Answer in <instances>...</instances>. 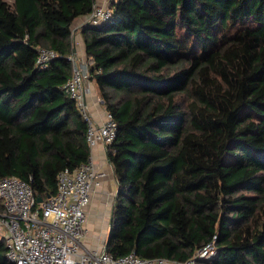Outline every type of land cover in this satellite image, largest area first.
<instances>
[{"label": "trees", "instance_id": "16d2710c", "mask_svg": "<svg viewBox=\"0 0 264 264\" xmlns=\"http://www.w3.org/2000/svg\"><path fill=\"white\" fill-rule=\"evenodd\" d=\"M94 0H0V179L42 202L86 163L64 85L73 22ZM84 25L89 79L117 123L108 254L264 264V0H118ZM37 48L56 52L36 65ZM2 203L0 202V211ZM0 264H12L0 240Z\"/></svg>", "mask_w": 264, "mask_h": 264}, {"label": "built area", "instance_id": "2783aa9c", "mask_svg": "<svg viewBox=\"0 0 264 264\" xmlns=\"http://www.w3.org/2000/svg\"><path fill=\"white\" fill-rule=\"evenodd\" d=\"M115 1L118 0H94L91 11L84 16V25L105 23L111 16L110 4ZM56 57L51 49L37 48L36 65L45 67ZM68 60L72 75L64 85L65 92L87 122L89 148L100 144L107 155L116 138L117 123L107 110L100 124L93 121L85 103L89 62L74 51ZM102 177L90 155L79 167L59 172L56 194L41 203L25 181L14 176L0 179V240L4 242L8 261L12 264H179L165 259H142L133 252L115 257L106 252L105 244L96 247L85 244V208ZM213 248L212 242L207 244L185 264L212 257Z\"/></svg>", "mask_w": 264, "mask_h": 264}, {"label": "crops", "instance_id": "0c3cea01", "mask_svg": "<svg viewBox=\"0 0 264 264\" xmlns=\"http://www.w3.org/2000/svg\"><path fill=\"white\" fill-rule=\"evenodd\" d=\"M84 19V16L79 17L72 24L73 51L81 59H86L82 38ZM86 89L85 103L88 112L93 121L96 124H100L105 112L103 101L99 98L100 96L95 83L90 79L86 82ZM90 155L95 168L103 173V177L99 179V185L93 189L90 203L85 208L87 219L84 226L86 231L84 242L88 246L96 247L102 246L106 242L117 185L111 164L106 158L102 145L97 144L90 149Z\"/></svg>", "mask_w": 264, "mask_h": 264}, {"label": "water", "instance_id": "95a60500", "mask_svg": "<svg viewBox=\"0 0 264 264\" xmlns=\"http://www.w3.org/2000/svg\"><path fill=\"white\" fill-rule=\"evenodd\" d=\"M36 201L38 202V203H41L42 202V200H41V198H36Z\"/></svg>", "mask_w": 264, "mask_h": 264}, {"label": "rangeland", "instance_id": "374dc122", "mask_svg": "<svg viewBox=\"0 0 264 264\" xmlns=\"http://www.w3.org/2000/svg\"><path fill=\"white\" fill-rule=\"evenodd\" d=\"M6 1L9 2V3L11 2V0H6ZM99 98H100V97H99Z\"/></svg>", "mask_w": 264, "mask_h": 264}]
</instances>
